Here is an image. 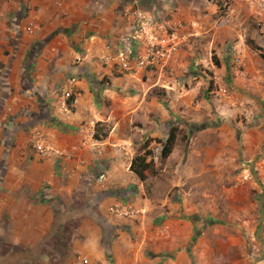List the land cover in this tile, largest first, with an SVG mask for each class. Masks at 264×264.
<instances>
[{
  "label": "crops",
  "instance_id": "obj_1",
  "mask_svg": "<svg viewBox=\"0 0 264 264\" xmlns=\"http://www.w3.org/2000/svg\"><path fill=\"white\" fill-rule=\"evenodd\" d=\"M219 16L217 0H0V264H264V0ZM152 29L180 44L137 68ZM184 121L219 137L202 171L222 182L225 211L202 231L188 200L154 206L132 171L145 140Z\"/></svg>",
  "mask_w": 264,
  "mask_h": 264
},
{
  "label": "rangeland",
  "instance_id": "obj_2",
  "mask_svg": "<svg viewBox=\"0 0 264 264\" xmlns=\"http://www.w3.org/2000/svg\"><path fill=\"white\" fill-rule=\"evenodd\" d=\"M202 98H200L201 102ZM245 122V121H244ZM182 122L172 124L167 138L172 131H176L177 139L172 154L163 158L161 156L163 143L166 140H145L137 149L136 155H145L149 163L147 179L144 182L146 197L152 201L154 206L166 205L169 203L191 205L193 216L198 223V230H204L207 225L213 222H221L225 211L222 182L207 178L202 171L205 160V147L209 141H218L216 133L203 132L206 130L207 122L199 123L198 127L191 130ZM240 135V131L237 132ZM191 139L197 141L194 147H190ZM162 141V142H160ZM196 151L193 156V166L199 174V179L189 181L187 178V167L190 166L189 154ZM206 169V167H205ZM184 200V201H183ZM184 212L180 207L178 213Z\"/></svg>",
  "mask_w": 264,
  "mask_h": 264
},
{
  "label": "built area",
  "instance_id": "obj_3",
  "mask_svg": "<svg viewBox=\"0 0 264 264\" xmlns=\"http://www.w3.org/2000/svg\"><path fill=\"white\" fill-rule=\"evenodd\" d=\"M57 1V0H55ZM220 8V16L218 18L217 24L220 27H223L229 23V13L231 9V0H217ZM128 18L133 22V26L135 27V31L137 34H145L147 30H150L149 22L147 21L146 15L141 9L130 10L128 13ZM152 36L148 37L147 41V52L146 54L139 58L136 66L137 68L147 69L153 66L160 65L167 61L174 51L177 49L179 43V38L174 37L170 44L163 45L159 39L154 36V30H151ZM127 41H131V38H128ZM133 53L126 50L121 49L118 53V58L121 61V65L125 70H131V60L130 57ZM107 60V59H106ZM73 81V80H71ZM73 96V93L70 91H64L63 97L65 99H70ZM34 145L36 149L42 154L56 153V151L46 142L45 137L36 133L33 139ZM107 181V174L102 173L99 175L97 179V183L100 186H103ZM111 213L115 215L122 216H130L134 214L132 209L127 208L123 205L114 206L111 209ZM73 264H85V259L80 255H76V259Z\"/></svg>",
  "mask_w": 264,
  "mask_h": 264
},
{
  "label": "trees",
  "instance_id": "obj_4",
  "mask_svg": "<svg viewBox=\"0 0 264 264\" xmlns=\"http://www.w3.org/2000/svg\"><path fill=\"white\" fill-rule=\"evenodd\" d=\"M176 139H177L176 131H172L169 137L163 143V149L161 153V156L163 158H167L172 154ZM148 169H149V163L147 162V157L145 155H138L137 157L134 158L132 164V171L139 177L141 181H145L147 179L146 172Z\"/></svg>",
  "mask_w": 264,
  "mask_h": 264
}]
</instances>
